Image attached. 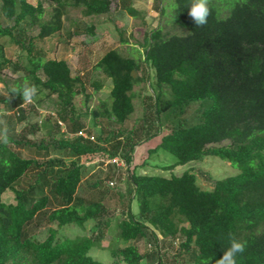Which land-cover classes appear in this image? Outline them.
I'll return each mask as SVG.
<instances>
[{
    "label": "trees",
    "instance_id": "1",
    "mask_svg": "<svg viewBox=\"0 0 264 264\" xmlns=\"http://www.w3.org/2000/svg\"><path fill=\"white\" fill-rule=\"evenodd\" d=\"M175 1L187 31L150 26L144 58L108 48L94 69L110 78L109 98L91 108L89 85L100 90L104 83L91 71L73 74L46 42L61 34L69 7L96 18L110 13L111 1L0 0V37L9 36L21 50L13 59L0 46V75L6 67L23 73L10 78L8 94L0 96L11 137L0 146V264H106L89 254L93 247L109 249L115 264H215L229 233L246 242L237 264H264V0H210L211 15L201 28L188 14V0ZM162 2L154 6L164 15ZM46 4L52 8L44 19ZM121 6L132 16L142 14L133 0ZM72 34L95 36L96 24L73 20ZM25 79L39 89L29 107L10 92ZM146 80L143 111L134 118V87ZM48 98L55 117L32 121L28 111L38 112L36 103ZM163 114L175 125L148 152L164 149L177 161L160 168L219 156L239 171L224 178L195 168L170 176L141 172L148 160L131 168L136 146L163 132ZM88 155L118 157L130 173L112 161L104 177L85 182L81 158ZM198 173L210 188L200 185ZM116 197L123 218L109 210ZM44 220L48 234L40 237L34 225ZM73 226L88 231L65 236ZM111 228L118 232L105 247Z\"/></svg>",
    "mask_w": 264,
    "mask_h": 264
},
{
    "label": "rangeland",
    "instance_id": "2",
    "mask_svg": "<svg viewBox=\"0 0 264 264\" xmlns=\"http://www.w3.org/2000/svg\"><path fill=\"white\" fill-rule=\"evenodd\" d=\"M30 1L37 3V0ZM110 1V13L108 15H102L96 18L83 17L79 8L69 7L68 15L65 18V24L61 34L46 42L47 46L52 47L51 54L53 56L64 58L69 62L73 74H76L78 71H91L94 74L93 76L99 78L104 83V86L100 90H95L93 86L89 85L88 89L92 93V97L89 101L91 108L98 106L102 100H107L109 98V85L111 84L110 78L94 69L98 59L107 51L108 48H116L124 55L144 58L145 39L150 26L161 25L164 28V31L169 33L182 34L187 31V26L181 22L175 13V0H163L162 6L165 7L164 15L155 8V0H133V5L141 11V16L130 15L127 10L121 6V0ZM226 2L229 3L230 0H226ZM45 6L47 11L43 15V18L47 19L52 6L50 4H46ZM77 19H84L89 23L92 21L95 22L96 35L72 34L70 37L69 31L72 30V22L73 20ZM105 19L107 21H105ZM179 23H181L183 26ZM12 24L13 22H11V25ZM122 31L123 36L121 34ZM122 37L126 38L128 41L122 43ZM0 46L4 47L5 55L7 57H12L13 59H17V55L21 52L20 48L11 41L9 36L0 37ZM25 56L26 55L23 54L20 57L23 62H26ZM2 72V75H0V96L8 94L7 86L9 84L10 78L13 80L20 79L23 74L21 71L13 72L11 67L4 68ZM151 74H154V71ZM148 89L149 80L141 81L134 87V92L136 94L134 98L136 106V110L133 114L134 118L142 114L143 96L146 94ZM79 100L81 101V98ZM29 104H26V107H29ZM196 105V103H193L191 109L188 111V114L192 113ZM35 109L38 112L33 110L28 111L32 112V116L30 117L32 121H38L42 123L50 114L54 115L55 117V113H53L52 101L49 98L42 103H36ZM162 124L163 132L159 136L151 139L149 142H145L136 146L134 152V162L131 168H133L135 165H141L143 161L148 160V167H139L141 172H155L165 176H170L172 174L181 175L187 169L195 168L199 172L209 171L215 178H224L226 176L236 174L239 171L237 166L232 164L227 159H223L219 156H207L204 159L193 160L185 164L174 165L171 169L160 168V166L174 164L177 161V157L174 154L164 149H160L156 153L149 155V148L155 147L161 141L162 135L170 131L175 125V120L170 119L166 114H163ZM23 126L24 123L18 124V129H21ZM63 127L64 129L66 128L65 125H63ZM47 132L48 129L45 128L41 134H46ZM53 154L63 156L61 153L54 152ZM69 160L70 159H68V161ZM81 161L87 166V171L84 177L85 182L93 179L94 175L104 177L109 170L108 163L112 161H116L118 162V165L125 167L124 170L127 171V176L131 170H127L124 162L119 158L112 160L105 159L100 155H88L83 156ZM102 161H104V164H101ZM154 165H159V167H154ZM198 174L200 185L204 188H210L211 184L207 178L201 173ZM106 181L110 183L109 180ZM26 183L27 181L23 182L22 184L26 185ZM12 196L13 192L11 191H7L5 193V198L9 200L12 199ZM118 200L119 199L117 197L114 199H109L108 202L111 206L108 207L112 213L121 214V217L123 218L125 217V214L121 213L122 209L118 205H115L118 203ZM139 210V200L134 199L132 203V211L137 213ZM113 224L114 228L116 221H114ZM34 229L40 237H45L48 234L49 225L46 223V220H44L41 221L40 224L36 223L34 225ZM63 231H65V236L76 237L84 235V233H87L88 230L85 232L82 228L73 226L64 229ZM117 232L118 231H116V229L112 230L111 228L106 238L103 240V245L105 247L109 246L113 241H115ZM89 254L95 259L103 261L106 264H115L109 249L93 247L89 251Z\"/></svg>",
    "mask_w": 264,
    "mask_h": 264
},
{
    "label": "clouds",
    "instance_id": "3",
    "mask_svg": "<svg viewBox=\"0 0 264 264\" xmlns=\"http://www.w3.org/2000/svg\"><path fill=\"white\" fill-rule=\"evenodd\" d=\"M188 3L190 5L188 14L196 27L201 28L205 26L208 22V17L211 15L210 0H188ZM10 92L11 95H22L23 104H29L38 96L39 89L37 85L25 79L21 84L12 86ZM5 115L6 113L0 110V146L6 147L10 144L11 137L4 120ZM228 240L229 246L223 252L222 257L215 261V264H237V255L245 251L246 242L236 239L232 233L228 234Z\"/></svg>",
    "mask_w": 264,
    "mask_h": 264
},
{
    "label": "built area",
    "instance_id": "4",
    "mask_svg": "<svg viewBox=\"0 0 264 264\" xmlns=\"http://www.w3.org/2000/svg\"><path fill=\"white\" fill-rule=\"evenodd\" d=\"M84 134V133H83ZM113 184V182H111Z\"/></svg>",
    "mask_w": 264,
    "mask_h": 264
}]
</instances>
